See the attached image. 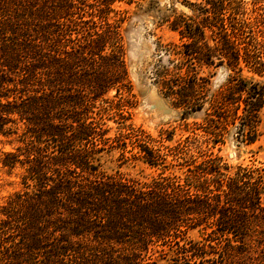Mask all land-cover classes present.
Wrapping results in <instances>:
<instances>
[{"label": "trees", "instance_id": "1", "mask_svg": "<svg viewBox=\"0 0 264 264\" xmlns=\"http://www.w3.org/2000/svg\"><path fill=\"white\" fill-rule=\"evenodd\" d=\"M134 1L0 0V143H16L0 172L20 169L0 205V264H264V168L214 152L231 130L237 147L259 139L264 29L228 20L227 0L164 18L181 42L160 43V91L183 117L204 110V133L170 148L181 174L143 179L103 159L105 120L132 90L117 4ZM224 63L232 72L210 93L199 69ZM133 145L129 159L162 164Z\"/></svg>", "mask_w": 264, "mask_h": 264}, {"label": "rangeland", "instance_id": "2", "mask_svg": "<svg viewBox=\"0 0 264 264\" xmlns=\"http://www.w3.org/2000/svg\"><path fill=\"white\" fill-rule=\"evenodd\" d=\"M189 2L206 4V0H136L130 4L126 2L117 4L120 9L128 10L122 29L125 60L132 90L131 93H126L128 97L120 103V109L105 120L106 124L103 127L107 129L105 137L109 138L108 143L114 140L112 150L109 153L105 152L103 158L104 167L109 170L116 169L122 164L121 170L143 179L157 176L162 170L164 174H181L184 168L178 164L170 148L187 135L204 133L201 128H197L203 124L204 110L183 117L182 109L175 107L170 99L163 96L156 79L157 70L167 64L169 59L168 53L161 49L160 43L181 42L178 31L172 30L170 21L164 18L168 16L171 20L174 12L192 14ZM225 3L224 16L228 17V20L235 16L237 21L247 22V30L264 29V0L238 2L227 0ZM206 35L210 39L211 31L207 30ZM210 43H213L211 39ZM231 72L226 63L219 66H202L199 69V74L209 79L210 93L223 85ZM114 94L115 91L112 90L109 96L113 97ZM259 130L260 136L257 141L241 144L239 147L235 144L234 130H231L226 136L225 144L221 145L222 149L218 151L215 148L214 152L223 155L233 167L242 164L264 168V107L260 112ZM114 138H117V141ZM133 142L149 143L162 155V164L152 167L135 158L129 159L132 152L137 150ZM15 145L13 142L0 143V155L2 152L12 150ZM231 152L235 153L233 157L230 155ZM19 173V168L11 173H7L5 169L1 170L0 205L20 188ZM188 236L201 240L204 233L199 229H193Z\"/></svg>", "mask_w": 264, "mask_h": 264}, {"label": "water", "instance_id": "3", "mask_svg": "<svg viewBox=\"0 0 264 264\" xmlns=\"http://www.w3.org/2000/svg\"><path fill=\"white\" fill-rule=\"evenodd\" d=\"M230 155L233 157L235 155V153L234 152H231Z\"/></svg>", "mask_w": 264, "mask_h": 264}]
</instances>
